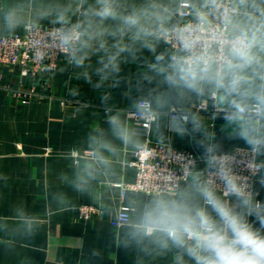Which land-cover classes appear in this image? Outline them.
Wrapping results in <instances>:
<instances>
[{
	"label": "clouds",
	"instance_id": "1",
	"mask_svg": "<svg viewBox=\"0 0 264 264\" xmlns=\"http://www.w3.org/2000/svg\"><path fill=\"white\" fill-rule=\"evenodd\" d=\"M178 2L12 0L0 4V34L34 31L51 21L57 50L77 78L93 83L96 77L95 88L118 85L122 64L173 39L176 51L159 52L141 73L142 82L155 81L157 88L139 97L135 110L155 115L186 98L214 97L222 131L243 141L246 168L264 186V0H188L191 26L176 22ZM108 125L110 138H90L99 147L69 181L77 192L109 166L106 153L115 151L116 141L137 144L138 133L119 114ZM169 128L195 140L204 168L189 161L183 183L135 197L122 221L125 246L170 264H264V201L236 171L235 155L223 152L199 115L178 113Z\"/></svg>",
	"mask_w": 264,
	"mask_h": 264
},
{
	"label": "crops",
	"instance_id": "2",
	"mask_svg": "<svg viewBox=\"0 0 264 264\" xmlns=\"http://www.w3.org/2000/svg\"><path fill=\"white\" fill-rule=\"evenodd\" d=\"M182 1L188 0H179L175 20ZM9 2L12 0H0V4ZM161 51L172 52L165 38L155 53L142 51L135 61L122 64L118 85L109 81L101 88L93 86L96 77L93 83L77 78L78 70L70 68L66 60L53 73L43 72L37 77L22 75L19 65L0 67L3 85L38 93L24 101L10 89L0 87V264H170L167 257H143L126 247L124 225L112 223L123 205L130 208L135 197L150 194L123 191L122 185L136 179V168L130 164L133 151L146 141L125 109L134 107L139 97L157 88L155 81L142 82L141 73ZM90 62L94 66L96 57ZM52 96L72 97L89 104L64 105ZM204 98H186L170 104L167 110L173 106L190 108ZM215 104V99H209V108ZM105 107L111 108L109 113ZM116 114L136 130L137 144L116 141L115 151L106 153L109 166L85 191H75L69 181L78 163L90 161L93 148L99 147L91 144L90 138H110L108 120ZM192 114L199 115L215 133L223 152L246 148L243 141L227 138L219 115ZM171 120L162 113L151 128V138L195 152L199 157L197 166L203 169L202 149L191 136L172 132ZM255 190L259 193L257 199L264 201V186L259 180ZM82 203L100 206L102 215L80 217L78 206Z\"/></svg>",
	"mask_w": 264,
	"mask_h": 264
},
{
	"label": "built area",
	"instance_id": "3",
	"mask_svg": "<svg viewBox=\"0 0 264 264\" xmlns=\"http://www.w3.org/2000/svg\"><path fill=\"white\" fill-rule=\"evenodd\" d=\"M194 13L189 6L188 1H182L177 11L178 24L191 26L193 23ZM54 23L42 24L36 30L25 29L23 32H16L10 35L0 34V67L19 65L22 69V75H32L37 77L43 72L52 73L57 70L66 58L57 50L54 40L51 38L55 31ZM168 48L175 52L177 44L169 37H165ZM43 55V59H40ZM0 87H6L13 91L17 96L22 97L24 101L30 100L38 93L34 89H23L21 87H13L12 85H3L2 74L0 72ZM51 98L60 100L66 104H89L86 101H80L72 97H56ZM208 97L201 99L198 103L190 108L173 106L163 113L168 114L172 119H176L178 113H202L209 112L212 115H218L215 106L209 108ZM111 108L105 107L104 111L109 113ZM128 117L135 121V129L138 133L145 135L146 141L139 145L133 151V158L130 164L136 168V179L134 182L126 183L123 186V191L127 189L135 191H144L151 193L156 189H171L176 184L185 181L183 175L185 165L189 161H194L197 165L199 157L191 150L176 148L169 143L159 142L151 138L150 131L152 126L159 120L162 113L155 115H147L138 113L134 107L125 109ZM187 119V117H184ZM232 153L236 157L238 174L249 177L250 182L255 189V182L259 177H252L246 168V148L238 147ZM129 207L123 205L118 216L112 219L114 225H122L124 217L129 214ZM80 217L89 219L93 216H101L103 211L100 206L94 204L82 203L78 206ZM70 264V263H59Z\"/></svg>",
	"mask_w": 264,
	"mask_h": 264
},
{
	"label": "rangeland",
	"instance_id": "4",
	"mask_svg": "<svg viewBox=\"0 0 264 264\" xmlns=\"http://www.w3.org/2000/svg\"><path fill=\"white\" fill-rule=\"evenodd\" d=\"M64 61H65V60H64ZM53 72H54V71H53ZM53 72H52V73H53ZM47 73H49V72H47Z\"/></svg>",
	"mask_w": 264,
	"mask_h": 264
}]
</instances>
